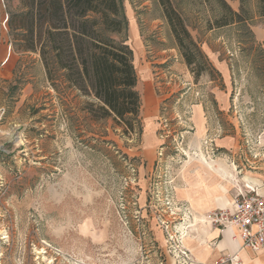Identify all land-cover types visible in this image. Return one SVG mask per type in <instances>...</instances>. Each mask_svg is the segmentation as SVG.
<instances>
[{
  "label": "rangeland",
  "instance_id": "1",
  "mask_svg": "<svg viewBox=\"0 0 264 264\" xmlns=\"http://www.w3.org/2000/svg\"><path fill=\"white\" fill-rule=\"evenodd\" d=\"M170 2L200 49L192 65L160 0H121L141 99L130 129L49 79L7 25L21 1L0 0V264H186L202 222L180 194L201 162L232 204L244 178L264 191V0Z\"/></svg>",
  "mask_w": 264,
  "mask_h": 264
},
{
  "label": "trees",
  "instance_id": "2",
  "mask_svg": "<svg viewBox=\"0 0 264 264\" xmlns=\"http://www.w3.org/2000/svg\"><path fill=\"white\" fill-rule=\"evenodd\" d=\"M20 1L22 9L9 15L7 25L24 50L40 52L48 78L53 80L60 72L69 84L99 102L90 103L92 116H114L134 129L141 99L133 51L118 38L128 24L121 0ZM160 2L192 65L200 52L197 43L170 0ZM224 5L233 12L225 1Z\"/></svg>",
  "mask_w": 264,
  "mask_h": 264
},
{
  "label": "crops",
  "instance_id": "3",
  "mask_svg": "<svg viewBox=\"0 0 264 264\" xmlns=\"http://www.w3.org/2000/svg\"><path fill=\"white\" fill-rule=\"evenodd\" d=\"M194 110L193 120L197 125L200 116L205 112L199 106ZM201 165L199 172H195V180H192L195 182L190 183L184 193L182 189L180 194L182 199L190 202L197 213L196 220L202 222L196 227V231L195 227L187 231L183 246L189 250L195 264H233L220 262L222 257L231 255L237 256L238 261L234 264H264V246L258 250L245 247L236 226L215 225L208 221L205 211L232 207L233 204L228 199L226 186L222 184V179L225 180L223 173L211 171L208 162L203 161ZM256 180L244 178L247 186L251 188L259 184Z\"/></svg>",
  "mask_w": 264,
  "mask_h": 264
},
{
  "label": "built area",
  "instance_id": "4",
  "mask_svg": "<svg viewBox=\"0 0 264 264\" xmlns=\"http://www.w3.org/2000/svg\"><path fill=\"white\" fill-rule=\"evenodd\" d=\"M215 225H234L245 247L258 250L264 246V191L247 188L239 191L233 206L218 208L207 216ZM179 252L186 264L194 263L187 248L181 245ZM222 262L238 261L236 255L222 257Z\"/></svg>",
  "mask_w": 264,
  "mask_h": 264
},
{
  "label": "water",
  "instance_id": "5",
  "mask_svg": "<svg viewBox=\"0 0 264 264\" xmlns=\"http://www.w3.org/2000/svg\"><path fill=\"white\" fill-rule=\"evenodd\" d=\"M8 19V18H7Z\"/></svg>",
  "mask_w": 264,
  "mask_h": 264
}]
</instances>
